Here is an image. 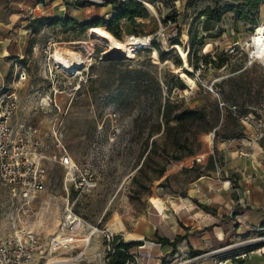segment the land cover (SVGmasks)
<instances>
[{
  "label": "rangeland",
  "instance_id": "obj_1",
  "mask_svg": "<svg viewBox=\"0 0 264 264\" xmlns=\"http://www.w3.org/2000/svg\"><path fill=\"white\" fill-rule=\"evenodd\" d=\"M76 1L0 0V93H14L17 119L33 114L32 121L41 126L48 145L56 139L52 128H59L74 160L83 172L94 173L98 182L75 206L96 228L90 245L78 242L56 258L79 254L76 264H113L117 246L106 237L111 233L122 241L161 240L165 232L174 240L182 236L181 254L164 256L160 264H215L237 251L257 253L264 246V226L243 228L232 199L244 176L237 167L247 168L249 177L257 176L255 165L264 160V136L255 129L257 119L244 123L240 118L249 112L256 118L262 114L264 56L253 57L250 38L264 21V0L252 22L237 21L228 13L215 24L213 35L201 26L205 18L201 13L215 6L213 0H139L146 7L145 17L120 20L116 32L100 25L121 42L138 37L147 41L134 56L116 60L102 58L108 44L93 35L91 27L45 24L39 32L30 28L40 16L84 21L112 17L110 0H88L97 4L84 7L75 6ZM215 1L225 5L234 0ZM168 17L172 20L165 23ZM191 29L192 35L197 34L193 46ZM179 30L184 33L182 44H174L170 38ZM155 43L167 53L165 59ZM232 47L235 52H230ZM57 50L82 58V71L58 67ZM207 53L216 61L226 53L228 63L221 68L206 63ZM21 71L27 79L21 80ZM50 92L58 107L44 112L36 106ZM167 100L176 105L179 119L167 122L163 117ZM190 109L203 110L205 119H194ZM232 139L236 140L232 143ZM72 178L60 162L49 164L48 187L24 217L44 237L56 230L68 200L79 194ZM3 198L0 187V206ZM215 223L227 231L223 240L211 229ZM83 232L86 239L90 229ZM142 247L139 264H148ZM192 254L199 259L185 263Z\"/></svg>",
  "mask_w": 264,
  "mask_h": 264
},
{
  "label": "built area",
  "instance_id": "obj_2",
  "mask_svg": "<svg viewBox=\"0 0 264 264\" xmlns=\"http://www.w3.org/2000/svg\"><path fill=\"white\" fill-rule=\"evenodd\" d=\"M163 29V27L161 26ZM232 47L230 52H235ZM53 75V68L49 69ZM21 80L27 79V73L21 71ZM37 108L44 112H52L58 103L53 93L40 97ZM223 105L224 102H221ZM233 108L237 106L233 105ZM261 116L256 118L253 112L242 115L241 120L255 122V129L264 136V103L260 105ZM17 105L14 93H0V187L4 190V203L0 206V264H76L79 254L69 259H58V255L68 253L83 241L88 245L89 239L83 234L86 228L93 233L91 226L76 210L83 193L97 187L94 173L85 171L74 160L66 148L61 132L52 128L56 137L53 145H48L39 124L32 121L33 114L27 113L23 119H17ZM55 150L53 154L51 151ZM58 161L67 170L77 190L78 196L68 200L56 230L48 237L27 224L32 205L40 201L49 181V164ZM85 234V233H84ZM111 244H116L114 233L106 234ZM81 239V240H80ZM82 253V252H81ZM131 260L140 263L141 254L131 253ZM218 264H225L219 262Z\"/></svg>",
  "mask_w": 264,
  "mask_h": 264
},
{
  "label": "trees",
  "instance_id": "obj_3",
  "mask_svg": "<svg viewBox=\"0 0 264 264\" xmlns=\"http://www.w3.org/2000/svg\"><path fill=\"white\" fill-rule=\"evenodd\" d=\"M215 6L209 5L207 8L202 11L201 15L204 16V21L202 22L201 26L204 31H208L209 35H213V31L215 30V24L222 21L223 17L228 14L232 13L234 15V18L239 21L244 22H252L253 20V14L256 13V11L259 9V5L263 0H234L231 3H227L225 5H220L215 0ZM112 5V17L109 19L106 18H96L91 20H79L77 18H72L70 16H64V17H57V16H40L37 17L32 23H30V28L33 29V32H39L42 27L45 24L56 26L61 25L63 27H74L75 29L79 30H85L87 28L92 27H99L100 25H105L108 27V29L112 32H116L118 28V23L122 19H128L131 22H134L139 17H145L147 14L146 7L143 5V3L139 0H110L108 1ZM97 4V2L94 1H88V0H77L75 2V6L77 7H84L87 5H94ZM67 7H70V3H67ZM164 18L163 21L165 23L171 21V17ZM174 21H176V18H174ZM195 22V21H194ZM36 23H39V25H36ZM259 24V23H258ZM183 31L179 30L177 35L174 37H171L170 39L174 44H182V38H183ZM190 36H191V43L190 45L193 46L197 43L196 36L192 35V29L190 30ZM203 39L205 37H202ZM199 43H202V39H200ZM156 47L159 51V55L162 59L166 58V52L158 45V43H155ZM203 60L206 63H212L216 65L217 67L221 68L224 67L228 63L227 54L222 53V55L219 56V61L214 60L211 53H207L203 56ZM181 62V60H179ZM186 72V71H185ZM188 73V72H187ZM161 87L158 85V89ZM176 107L175 104H172L171 101L167 100L164 104V110H163V117L167 122H170L173 118H180L179 114H175L174 108ZM190 116L193 117V114H196V117L194 119L203 120L206 117V113L203 110H195L190 109L189 110ZM168 128H172V125H168ZM176 159H180L181 157L177 156ZM165 169H163L164 171ZM118 243L115 245L116 247V253L114 255L113 264H127L129 260H131V251L137 245H139L138 242L133 243H124L121 238ZM182 239V236H178L175 238L174 241H172V244H176L178 241ZM164 240L166 242H170L169 239H161V241Z\"/></svg>",
  "mask_w": 264,
  "mask_h": 264
},
{
  "label": "crops",
  "instance_id": "obj_4",
  "mask_svg": "<svg viewBox=\"0 0 264 264\" xmlns=\"http://www.w3.org/2000/svg\"><path fill=\"white\" fill-rule=\"evenodd\" d=\"M107 6L111 7V4L107 3ZM235 140L236 139H232V143ZM239 149L241 148L239 147ZM235 151L236 150H234L233 152L235 153ZM255 168L256 169L254 171L257 173V176H251V178L247 176V168L244 169L242 165L240 167H237V169L244 173V176H242L240 180V186L235 188L236 193L234 195V198L232 199V201H234L233 205H237V207L239 208L236 211V214H238V217L241 219V226L243 228L246 227L250 229L258 225L264 226V160L263 163L259 162L257 165H255ZM210 226H214L211 227V229L213 230V232H215L216 237L218 236L219 240H223L226 236L227 231L218 227V223L212 224ZM218 228L221 232H219ZM168 234L169 233L165 232L162 236H160V238L169 239L170 242H166L164 240L161 241L157 236L156 240L152 239L151 241H144L141 237H135L134 239L132 238L128 241L123 242H138L139 245H137V247H135L131 252L141 254L139 247L143 246V255L146 263L148 262V264H160L164 256L168 255L172 258L178 257L181 254V249L183 248V243H181V241L183 240L178 241L177 244H172L174 238H171ZM175 234L182 235L183 233H181L180 231H176ZM143 241L146 243L145 245L143 244ZM245 253L248 254L247 252L243 251L240 253L239 251H237L235 253L227 254L225 255V257L217 259L215 261V264H218L221 261L225 264H252L250 263V260H252L253 258L257 260L256 264H264V246L260 248L257 253H249L248 255H246ZM197 259H199V255L192 254V256L188 258L185 263H195ZM180 264H184V262ZM196 264L201 263L198 262Z\"/></svg>",
  "mask_w": 264,
  "mask_h": 264
},
{
  "label": "bare ground",
  "instance_id": "obj_5",
  "mask_svg": "<svg viewBox=\"0 0 264 264\" xmlns=\"http://www.w3.org/2000/svg\"><path fill=\"white\" fill-rule=\"evenodd\" d=\"M149 9L155 12L152 4L147 3ZM90 32L101 40L107 42L108 48L105 50L102 55L106 56H124V57H132L134 56L136 50L140 46H144L147 44L145 38L138 37L135 39H128L126 42H121L118 40L110 31L102 28V27H92L90 28ZM250 44L252 45V55L256 56H264V21H262L257 27L255 32L250 38ZM156 57L158 58L157 53L155 52ZM55 62L58 67L69 71V72H78L80 73L85 61L76 55L73 52L66 50H57L55 53ZM38 226V223H36ZM48 231L53 230V228L48 227ZM96 230V229H95ZM91 232L88 234L86 239H89L91 236ZM83 244V243H82ZM90 245V241L88 243ZM87 245V246H88ZM86 246V247H87Z\"/></svg>",
  "mask_w": 264,
  "mask_h": 264
},
{
  "label": "water",
  "instance_id": "obj_6",
  "mask_svg": "<svg viewBox=\"0 0 264 264\" xmlns=\"http://www.w3.org/2000/svg\"><path fill=\"white\" fill-rule=\"evenodd\" d=\"M142 47V46H140ZM138 47L137 50L140 48ZM124 56H117V55H114V56H106V55H102V58L103 59H107V60H116V59H122Z\"/></svg>",
  "mask_w": 264,
  "mask_h": 264
}]
</instances>
